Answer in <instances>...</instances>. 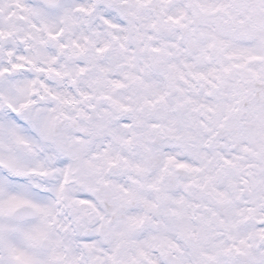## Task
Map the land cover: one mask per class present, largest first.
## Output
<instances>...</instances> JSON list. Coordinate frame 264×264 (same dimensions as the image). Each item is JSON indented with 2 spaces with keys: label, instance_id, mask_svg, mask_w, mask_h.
<instances>
[{
  "label": "snow or ice",
  "instance_id": "obj_1",
  "mask_svg": "<svg viewBox=\"0 0 264 264\" xmlns=\"http://www.w3.org/2000/svg\"><path fill=\"white\" fill-rule=\"evenodd\" d=\"M0 264H264V0H0Z\"/></svg>",
  "mask_w": 264,
  "mask_h": 264
}]
</instances>
